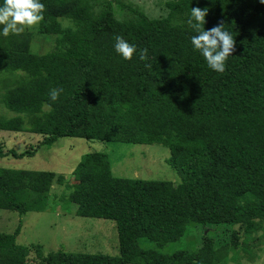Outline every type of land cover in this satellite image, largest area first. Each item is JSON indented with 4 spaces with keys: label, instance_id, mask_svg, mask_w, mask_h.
<instances>
[{
    "label": "trees",
    "instance_id": "16d2710c",
    "mask_svg": "<svg viewBox=\"0 0 264 264\" xmlns=\"http://www.w3.org/2000/svg\"><path fill=\"white\" fill-rule=\"evenodd\" d=\"M42 33L56 34L57 51L29 54L0 36V104L24 116H0V131L40 135L39 146L60 137L124 143H160L181 181L115 176L99 151L81 156L73 170L70 200L76 215L115 222L119 254L43 252L19 244L21 221L0 232V264H214L204 243L181 255L145 248L146 238L163 247L178 240L188 222L235 223L264 217V4L259 0H167V13L147 18L135 12L119 21L110 3L98 14L87 0H40ZM3 0H0V5ZM208 8L205 30L224 22L235 39L225 71L211 70L193 49L196 33L187 24L191 8ZM65 10L71 27L55 19ZM116 35L137 52L130 60L114 50ZM148 50L141 61L139 52ZM150 65V66H146ZM62 88L51 101L49 91ZM49 105L50 109L44 110ZM36 147L9 149L0 156H33ZM52 172L9 169L0 174V208L19 215L32 209L31 192H45ZM49 207L45 198L35 211ZM216 259V257H215Z\"/></svg>",
    "mask_w": 264,
    "mask_h": 264
},
{
    "label": "rangeland",
    "instance_id": "374dc122",
    "mask_svg": "<svg viewBox=\"0 0 264 264\" xmlns=\"http://www.w3.org/2000/svg\"><path fill=\"white\" fill-rule=\"evenodd\" d=\"M167 0H87L94 13L101 12L110 3L113 16L119 21H131L136 12L147 18H161L167 13ZM65 10H57L55 19L62 28L71 27ZM2 28V26H0ZM15 35V34H9ZM8 35V36H9ZM3 36V35H0ZM13 38L16 46L29 54L41 55L57 51L56 34L39 31L38 26L25 28ZM16 76L0 73V94L5 82L15 83ZM48 107L44 106V110ZM0 116H24L0 104ZM29 117L24 116L28 127ZM40 135L28 131H0L2 152L13 149L22 152L36 147L33 156L15 158L0 156V174L9 169H25L52 172L53 180L45 192H31L27 202L32 209L19 215L17 211L0 208V232H13L19 221L21 228L16 236L19 244L30 246V258L35 249L43 252L62 249L70 252L119 254L116 224L111 219L76 215V204L70 200L76 183L73 170L87 152L99 151L107 155L111 171L115 176L151 180H169L174 184L181 181L177 172L167 163L170 150L160 143H124L87 140L81 137H60L51 146H39ZM45 198L49 207L35 211L39 200ZM208 243L214 250V264H264V217L257 216L235 223L206 224L188 222L184 234L176 241L158 247L153 241L140 239L145 248H154L163 253L181 255L198 250ZM216 257V259H215Z\"/></svg>",
    "mask_w": 264,
    "mask_h": 264
},
{
    "label": "clouds",
    "instance_id": "9594fccd",
    "mask_svg": "<svg viewBox=\"0 0 264 264\" xmlns=\"http://www.w3.org/2000/svg\"><path fill=\"white\" fill-rule=\"evenodd\" d=\"M259 2L264 4V0ZM44 11L45 6L40 0H3V4L0 5V26H2L0 35L5 37L9 34L19 35L25 28L38 26L44 19ZM208 11V8H191L187 24L196 33L190 38L191 45L194 50L200 52L211 70L223 73L226 60L235 51L236 42L232 34L224 29L223 21L218 22L217 26L210 30L204 29ZM114 40V50L123 59L130 60L137 52L135 45L129 44L122 36L116 35ZM139 59L141 61L148 59L146 48L140 50ZM62 91V88L51 89L48 93L50 100L56 101ZM45 107L50 109L49 105Z\"/></svg>",
    "mask_w": 264,
    "mask_h": 264
}]
</instances>
